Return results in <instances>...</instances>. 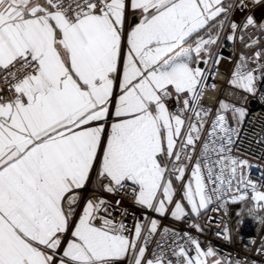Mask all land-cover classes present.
Masks as SVG:
<instances>
[{"label": "snow or ice", "instance_id": "obj_1", "mask_svg": "<svg viewBox=\"0 0 264 264\" xmlns=\"http://www.w3.org/2000/svg\"><path fill=\"white\" fill-rule=\"evenodd\" d=\"M0 264H264V0H0Z\"/></svg>", "mask_w": 264, "mask_h": 264}, {"label": "built area", "instance_id": "obj_2", "mask_svg": "<svg viewBox=\"0 0 264 264\" xmlns=\"http://www.w3.org/2000/svg\"><path fill=\"white\" fill-rule=\"evenodd\" d=\"M254 111L255 112H260L262 111V109L260 108L259 105H255L254 106ZM254 126L251 124H246L245 127L243 129H241V139H240V143L243 145L244 148H249V143L248 141L251 139V132H252V128ZM251 149L252 151H256L257 154H259L260 150L253 144L251 145ZM254 175H259L258 172H255Z\"/></svg>", "mask_w": 264, "mask_h": 264}]
</instances>
